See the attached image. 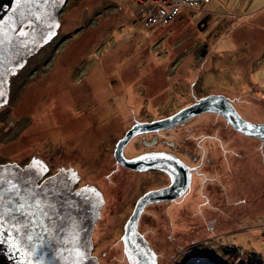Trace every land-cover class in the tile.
Here are the masks:
<instances>
[{
    "label": "rangeland",
    "instance_id": "rangeland-1",
    "mask_svg": "<svg viewBox=\"0 0 264 264\" xmlns=\"http://www.w3.org/2000/svg\"><path fill=\"white\" fill-rule=\"evenodd\" d=\"M209 2L148 26L141 14L152 0H63L55 33L8 73L0 164L23 167L38 156L48 174L72 167L76 186L99 190L103 203L91 234L99 264H131L124 225L138 197L163 178L117 162V142L132 126L228 92L241 95L229 102L243 118L264 123V0L239 8L229 0V9L206 21ZM156 132L163 138L155 145L168 148L169 140L197 166L185 193L143 211L140 230L157 264H264V140L205 111L135 133L128 153L145 149Z\"/></svg>",
    "mask_w": 264,
    "mask_h": 264
},
{
    "label": "water",
    "instance_id": "water-1",
    "mask_svg": "<svg viewBox=\"0 0 264 264\" xmlns=\"http://www.w3.org/2000/svg\"><path fill=\"white\" fill-rule=\"evenodd\" d=\"M62 1L21 0L18 5L17 0H0L3 31L0 39L4 41L0 45V88L5 93L0 97V105L7 100L8 73H15L14 68L23 64L25 56L55 33L58 24L55 12ZM205 111L219 113L239 131L264 140V123L243 118L225 95L209 94L173 115L132 126L117 142V162L130 169L151 166L158 158L123 156L128 140L139 131L170 128ZM172 164L181 172L180 177L166 187L148 190L138 197L124 225L123 242L131 264H157L155 251L139 230V218L146 205L174 200L185 192L189 168L184 170L176 161ZM46 169L45 162L33 155L23 167L15 162L0 164V190H9L0 207L3 214L0 222L8 230L0 235V264H99L97 257L91 254V234L103 203L100 192L93 185L70 192L79 177L72 167L63 169L61 166L55 174L39 181Z\"/></svg>",
    "mask_w": 264,
    "mask_h": 264
},
{
    "label": "flooded vegetation",
    "instance_id": "flooded-vegetation-1",
    "mask_svg": "<svg viewBox=\"0 0 264 264\" xmlns=\"http://www.w3.org/2000/svg\"><path fill=\"white\" fill-rule=\"evenodd\" d=\"M159 137L161 138L162 136H160V134H158V132H156L151 139L149 138L150 140H144L143 141V144L146 145L147 147L145 149L139 150L138 152H135V153H128V151H127L128 143H129V141H128V143H126V145L123 147V152H122L123 153V156L125 158H129V159H132V158H145V157H156V158H158L157 160H155V162L151 166H146V167H144L141 170H139V169H132L134 171H140V172H144V171H149L150 172V171H153V170H156L157 172H160L162 174L163 178L160 180L159 185L156 186V187H154V188L166 187L176 177H180V173L181 172L179 171V169L177 168L176 165L172 164V161H176L177 163H179L180 166L184 170H186V168H189L190 177H189V183L187 184V188L185 190V192H186L188 190L189 186H190L191 181H192V170H195V166L196 165L188 164L187 161H186V159L182 156V154L179 151L172 150L171 147H170V146H172L171 145L172 143L169 140H164L166 146L168 148L170 147L169 149L166 148V147L164 148V147H160V146L155 145L156 143L159 142V140H160ZM192 158L195 161L198 160V157L197 156H192ZM46 164H47L46 165L47 166V169L40 175L39 181H42L44 178L53 175V173L52 174H48L47 173L48 172V168H49L50 165H49V163H46ZM196 164L197 165H200V163H196ZM192 167H194V168H192ZM63 169H66V168H63ZM72 170L74 171L75 169H72ZM187 173H188V171H187ZM78 178H80V175H79ZM77 179H76V181H78ZM76 181L72 184L71 189H70V192L74 191L77 188H80V186H76V184H75ZM84 186L87 188V187H89L91 185L86 184ZM97 191H99V190L97 189ZM92 194H93V191H90V195H92ZM165 201H170V200H165ZM159 202H164V201H159ZM159 202H154V203H159ZM145 207H144V209H145ZM144 209H143V211H144ZM143 211H142V213L140 215L139 223H140V220H141ZM126 256L128 257L127 252H126Z\"/></svg>",
    "mask_w": 264,
    "mask_h": 264
},
{
    "label": "built area",
    "instance_id": "built-area-1",
    "mask_svg": "<svg viewBox=\"0 0 264 264\" xmlns=\"http://www.w3.org/2000/svg\"><path fill=\"white\" fill-rule=\"evenodd\" d=\"M210 0H152L146 6L141 19L145 25H167L181 15L183 8H197Z\"/></svg>",
    "mask_w": 264,
    "mask_h": 264
},
{
    "label": "crops",
    "instance_id": "crops-1",
    "mask_svg": "<svg viewBox=\"0 0 264 264\" xmlns=\"http://www.w3.org/2000/svg\"><path fill=\"white\" fill-rule=\"evenodd\" d=\"M228 1L229 0H211L209 3V5H211V7L214 9V10H209V11H207V16H206V21L207 20H209V18L210 17H213L214 16V14H215V12H217L218 10H226V9H229L228 7H227V4H228ZM232 2H233V4H234V2L236 1V3H237V6H238V8L241 6V4L243 3V1H245V0H231ZM262 9L261 10H264V4L262 5ZM215 11V12H214ZM253 12V9L252 10H250V11H246L244 14H248V13H252ZM254 12H256L255 10H254ZM253 12V13H254ZM225 13V12H224ZM223 13V15H225ZM232 16V15H231ZM227 24L228 23H225V24H223V26H227ZM229 34V33H228ZM212 35V31L208 34V36L207 37H209L210 36V39H211V36ZM204 40H205V38H204ZM226 51V49L225 48H222L221 50H216V49H214V52L216 53H220V52H225ZM238 65L236 64V62H234V64H233V69H234V71H235V73H234V71H233V73L236 75V74H238V72H236V70H239V69H235V67H237ZM240 71V70H239ZM257 71H263V67H258L257 68ZM243 73V72H242ZM241 73V74H242ZM248 75V74H247ZM249 77V76H248ZM250 79H251V77H250ZM253 80V79H252ZM220 94V93H219Z\"/></svg>",
    "mask_w": 264,
    "mask_h": 264
},
{
    "label": "snow or ice",
    "instance_id": "snow-or-ice-1",
    "mask_svg": "<svg viewBox=\"0 0 264 264\" xmlns=\"http://www.w3.org/2000/svg\"><path fill=\"white\" fill-rule=\"evenodd\" d=\"M45 2H47V0H45ZM20 3H21V0H17V4L19 5ZM2 35H3V31H2V28H0V36H2ZM20 35H26V33H24V32H20ZM3 43H4V41H3L2 39H0V45H2ZM4 95H5V93H4L3 89L0 88V97H3ZM8 191H9V190H7V189L0 190V207L3 206V202H4L5 197L8 195ZM11 198H12V197H9V200H11ZM17 199H18V197H17ZM22 208H23V205H21V209H22ZM22 214H23V213H22ZM2 215H3V214L0 213V216H2ZM13 228H14L17 232H19V229L16 228L15 225H13ZM7 231H8V230H7L6 228H4L3 223L0 222V235H2V234H6Z\"/></svg>",
    "mask_w": 264,
    "mask_h": 264
},
{
    "label": "trees",
    "instance_id": "trees-1",
    "mask_svg": "<svg viewBox=\"0 0 264 264\" xmlns=\"http://www.w3.org/2000/svg\"><path fill=\"white\" fill-rule=\"evenodd\" d=\"M235 78V77H234ZM224 95L228 98V100L230 101V102H232L233 103V101L237 98V97H239V96H241V95H239V93H235V94H232V93H224ZM254 96H255V94H254ZM245 97H248V96H244V99H245ZM260 99V98H259ZM139 229H140V223H139ZM141 231V230H140ZM142 234H143V232H142ZM147 239V238H146ZM148 240V239H147ZM151 244V243H150ZM151 246L153 247V248H155L154 246H153V244H151ZM154 251H156L155 249H154ZM156 253V252H155ZM157 254V253H156ZM158 255V254H157Z\"/></svg>",
    "mask_w": 264,
    "mask_h": 264
}]
</instances>
